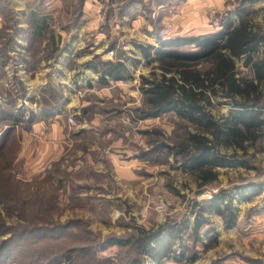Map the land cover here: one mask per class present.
Segmentation results:
<instances>
[{"label":"rangeland","instance_id":"rangeland-1","mask_svg":"<svg viewBox=\"0 0 264 264\" xmlns=\"http://www.w3.org/2000/svg\"><path fill=\"white\" fill-rule=\"evenodd\" d=\"M241 13L264 34V0H0V217L9 229L0 235V256L7 254L2 244L10 227L35 229L17 246L20 252L0 264H44L57 253L81 247L98 250L77 256L80 264H128L137 257L135 249L129 244L110 245L111 239L126 241L135 228L156 230L164 224L191 222L197 218L198 205L205 207L211 197L224 193V200L236 188L246 191L253 186L263 193L231 201L234 227L227 229L213 210L206 211L198 236L208 232L214 240L203 243L194 238L188 223L171 245L172 251L179 249V261L165 264H264V139L248 148L245 156L235 154L249 168L220 174L215 182L199 188V180L182 172L168 149L183 142L192 128L171 113L134 120L133 110L141 105L137 77L119 86L122 90L107 89L108 96L99 94V83L81 87L79 101L90 104L78 114L58 111L62 102L58 87L66 80L64 75L72 81L93 57H97L94 63L114 61L127 56L130 46L139 41L215 34L228 22L236 24ZM69 41L75 48L64 55ZM138 71L144 75L148 69ZM262 104L264 119V91ZM229 108L219 106L214 116L226 117ZM56 114L62 120L74 119L75 126L85 120L91 131L102 132L79 138L98 143V150L88 154L100 164V171L90 168L83 152L76 155L83 142L73 136L72 149L56 151L58 128L52 126ZM93 119L101 120L99 126L94 128ZM38 122L41 130L35 142L32 125ZM106 133H110L107 138ZM41 144L45 145L37 153ZM38 155H45L44 161H36ZM131 160L142 164V170L135 171L137 182L127 183L136 191L135 201L127 203L122 187L113 182L112 164L118 171V164ZM158 205L162 211L156 209ZM219 205L224 206L222 201ZM220 230L226 234L221 244L216 238Z\"/></svg>","mask_w":264,"mask_h":264},{"label":"trees","instance_id":"trees-1","mask_svg":"<svg viewBox=\"0 0 264 264\" xmlns=\"http://www.w3.org/2000/svg\"><path fill=\"white\" fill-rule=\"evenodd\" d=\"M260 47H264V34L241 13L236 24L228 22L218 33L161 40L157 48H141L142 54L149 59L147 63L156 62L157 66L153 67L148 78L139 79L141 105L133 110L134 120L156 119L173 113L178 121L192 128L183 142L168 149L181 169L199 180V188L217 180L214 172L217 167L249 168L247 161L238 160L235 154L230 157L221 155L220 146L236 148L245 156L248 148L264 139V119L261 118L264 57L258 55ZM240 59L244 70L236 66ZM103 66L114 69L115 75L123 70L122 63L118 62ZM222 105H229V113L226 117L216 118L209 108ZM223 195L211 197L205 207L198 205L197 218L190 229L194 238H198L206 223L202 215L206 211L213 210L224 218L226 212V227L232 224L234 217L229 206H225L223 211L219 209L218 202ZM1 204L3 200H0ZM0 229V235L7 234L9 230L1 217ZM10 230V236L2 244L7 254L0 256V262L18 254L17 246L28 240L30 231H35L33 228L16 230L12 227ZM41 230L40 227L38 232ZM134 230L135 233L126 241L113 238L109 244L120 247L132 245L137 257L129 260L128 264H146V257L160 264L170 257L172 237H180L187 227L178 223L164 224L156 230ZM164 233L168 240L161 238ZM82 241L86 242V239ZM70 250L55 254L44 264H80L77 256L83 253L93 255L98 249L93 251L81 247L79 251Z\"/></svg>","mask_w":264,"mask_h":264},{"label":"crops","instance_id":"crops-1","mask_svg":"<svg viewBox=\"0 0 264 264\" xmlns=\"http://www.w3.org/2000/svg\"><path fill=\"white\" fill-rule=\"evenodd\" d=\"M131 13H133V12H131ZM128 17L129 16H125L124 20H128L129 19ZM197 36H204V35H195V36H191V37H197ZM73 42L74 41H69L67 43V45L65 46L66 49H65V47L63 48V50L65 49V53H63L64 55H67L68 52H71L74 50L75 47L73 46ZM159 43H160L159 39H156L154 41L153 40L152 41H139L138 43H134L133 48H132V46L129 45L131 49H128L129 51L127 53V56L125 55L123 57H118V59L115 57L114 61H110L107 59L106 61H98L97 63H94L93 61L96 60L97 57H93L92 59L86 61V63L81 66V69H83L84 71H80L82 74V75L80 74L81 76L79 75L80 81H77V79L79 78V76H77V75L75 76V79H73V77H71L72 81H70V79L68 78V74H65L64 76H65L66 80H62V82H60V87H58L59 90H61L60 93L62 95V102L59 104V110H58L59 113H63V111H66V110L67 111H69V110L76 111L77 110L76 114H78L79 113L78 111L81 108L83 109V108H85V106H88V104H90V103L79 101V99L77 97V92L81 90V89H79L81 87H85V86L90 87L91 85L94 84L93 82L99 83L98 85L100 88L98 90H101L99 92V94H101L103 96L109 95V91H106V90L111 89V87H117V88H120V90H122V88L119 86H126V83L128 81H132L135 77H137V79H138V86H139L140 77L148 78L150 76V73H151V70L153 69V67L157 66L156 62H151L149 64L147 63V61L149 59L145 58V56L142 54L141 48H146L149 46L153 47V48H157L159 46ZM263 48L264 47L259 48L258 55L260 57H264V54L260 53V49H263ZM72 54H73V52L70 53L71 56H72ZM73 57L77 58L76 55H73ZM80 57H83V56H80ZM117 62L122 63V65H123V70L120 71L119 74L117 73L118 77H116L117 74L115 75L116 71L114 69L104 68V66H103V64H105V63L116 64ZM241 63H242V59H240L239 61L236 62V66L237 67L240 66L241 70H244L243 67H241ZM142 67H145L148 69V71L144 75L141 73L139 74V71H138ZM59 72L62 73L63 71L60 69ZM80 72H77V73H80ZM156 73H158V70H156ZM55 75L57 76L56 72H55ZM76 77H78V78L76 79ZM157 77H158V74H157ZM68 83H71L72 86L71 85L69 86ZM119 84H121V85H119ZM74 88H75V90H74ZM67 92H70L71 94H67ZM123 94H125V91L123 92ZM218 107L219 106L209 108V110L214 115L213 110L217 109ZM168 114H170V113H168ZM171 114H173V113H171ZM55 117L58 119H55V121H53L54 125L52 124V126H57V128H58L57 133H55V135H54V136H56L55 139L59 142L58 143L59 147L56 151L61 153V152H68L70 149H72L73 145L71 143L70 138L73 136L77 142H83V143H80L81 146L83 145L82 149L76 146L77 147L76 155H81L83 152V155L87 156L86 159L88 158V161H86V162L88 163L90 168L92 170H95V171H100L101 170L100 164L95 162L94 158L92 156L90 157L89 156L90 154H88L91 151L95 152L98 150V148H99L98 143L96 142L95 139L92 142H89L90 141L89 139H87L86 141H82L79 138H81L82 136H86V135L89 136V134L92 136L99 134V136H100L102 132L100 130H96V129H93V131H91L90 130L91 126L85 120H84V122L76 125L74 128H70V126L68 124V120H62L60 114H56ZM49 121H51V119H49L48 122ZM73 121L75 122L74 119H73ZM90 123H92L94 128H95L96 126H99L97 124L101 123V120L93 119ZM40 125H41V123H39V122H38V124L32 125L33 126V133L32 134L34 137L33 139H35V142L37 141V138L40 134V130H41ZM106 134H107L106 135V138H107V136L110 133H106ZM49 137H51V134H49ZM103 137L105 138L104 135H103ZM114 144L116 146H118L116 142H114ZM44 145L45 144H41L39 146V148L37 149V153L43 148ZM115 145H113V146H115ZM219 152L222 154H228V155L233 154V153L238 154V152L242 153L240 150H238L236 148L223 147V146L219 147ZM44 159H45V155H38L35 160L42 162V161H44ZM134 159H136V158H134ZM134 161L135 160H131V162L129 164L127 162H125L122 165L118 164V166H119L118 171L116 169V168H118V167H116V163L119 161L116 160V163L112 164L113 165V172L115 174V176L112 178L113 182L115 184H117L116 185L117 187H122L124 197L127 199V203L134 202L136 199V191L133 190V188L130 185H128L127 183L137 182L136 181L137 177L135 176V174H137V172H135V171L137 170L139 172V170H142V169H140L142 164L135 163ZM78 167H79V165L76 166L74 170H76ZM241 168L244 169V167H241V166H233V167L228 166V167H224V168L217 167L214 169V172L217 174V178H218L220 174H226V173H230V172H236L237 173L240 171ZM182 172L190 174V172H188V171H182ZM143 175H144V173H143ZM142 182L143 181L141 179L139 181L140 187H142L144 185ZM255 188H256V186H253L252 188H250L246 191H241V188H236V191L234 193H232L229 196V198L225 197L224 200H222L223 199L222 198L219 201V202H221V201L223 202V204H224L223 207H225V206H229V208L231 207L230 211L233 213V217H234L232 219L233 222L229 227H226L227 229H231L232 227H234V225L236 223L235 209L232 207L231 201L232 202H234V201L235 202H239V201L242 202L244 200L246 201V200L250 199L251 197H253L255 195L259 196V195H261V193H263L262 191H260L259 188H256V189ZM251 190H256V191L254 192ZM248 191H250V192H248ZM228 199H229V202L227 203ZM220 206L221 205H219V209H220ZM223 207H221L222 208V209H220L221 211L224 210ZM215 215L222 221V225H223V222H226V220L224 219V217L222 215H219L216 213H215ZM194 221H195V219H193V221H191V222L190 221L188 222V223H191V225H189V228H191L193 226ZM188 223L185 221H182L180 223V226L185 227L186 225H188ZM216 234H217L216 235L217 242H219L221 244L222 238L226 234L221 230L218 231ZM201 236L203 238H201ZM163 237H168V236H167V234L164 233L161 236V238H163ZM181 237H182V234L180 237H177V238L172 237L170 245H173V243L176 242V239H180ZM199 237H200V239H202L203 243H206V239L209 241L214 240V237L211 238V236L208 235V232H207V234L202 233V235H199L198 238ZM177 254H179V249L177 251H172V248H171L170 257L168 259L163 260L160 264H165L167 262V260H170V261L174 260L175 262H178L179 258L177 256ZM145 263L146 264H157L156 261H153L147 257L145 258ZM225 264H227V263H225Z\"/></svg>","mask_w":264,"mask_h":264},{"label":"built area","instance_id":"built-area-1","mask_svg":"<svg viewBox=\"0 0 264 264\" xmlns=\"http://www.w3.org/2000/svg\"><path fill=\"white\" fill-rule=\"evenodd\" d=\"M68 124H69V126H75V123H74L73 119H68ZM156 209H157L158 211H162L163 207H162V205H158V206L156 207Z\"/></svg>","mask_w":264,"mask_h":264}]
</instances>
